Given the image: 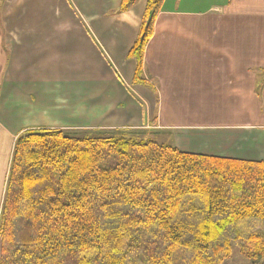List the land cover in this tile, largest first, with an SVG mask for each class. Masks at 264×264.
I'll return each mask as SVG.
<instances>
[{
    "label": "crops",
    "instance_id": "0c3cea01",
    "mask_svg": "<svg viewBox=\"0 0 264 264\" xmlns=\"http://www.w3.org/2000/svg\"><path fill=\"white\" fill-rule=\"evenodd\" d=\"M122 2L0 0V214L29 130L148 131L185 153L264 162V0H164L145 86L128 54L148 0Z\"/></svg>",
    "mask_w": 264,
    "mask_h": 264
},
{
    "label": "trees",
    "instance_id": "16d2710c",
    "mask_svg": "<svg viewBox=\"0 0 264 264\" xmlns=\"http://www.w3.org/2000/svg\"><path fill=\"white\" fill-rule=\"evenodd\" d=\"M137 0H123L126 12ZM164 0L128 54L142 80ZM147 132L35 129L16 140L0 264H264V162L191 154Z\"/></svg>",
    "mask_w": 264,
    "mask_h": 264
},
{
    "label": "rangeland",
    "instance_id": "374dc122",
    "mask_svg": "<svg viewBox=\"0 0 264 264\" xmlns=\"http://www.w3.org/2000/svg\"><path fill=\"white\" fill-rule=\"evenodd\" d=\"M143 132H148V131H143ZM145 138L155 140L161 144L172 145L171 142L166 137H161L158 133H150L146 135ZM0 253H1V249H0ZM225 264H258V263H254L252 261L247 260L246 258L241 256L238 249L235 248L234 257L231 260H228Z\"/></svg>",
    "mask_w": 264,
    "mask_h": 264
}]
</instances>
